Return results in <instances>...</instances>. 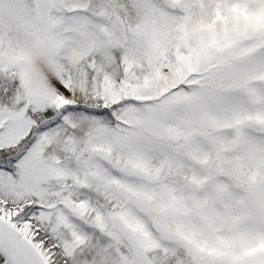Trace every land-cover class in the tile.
Returning <instances> with one entry per match:
<instances>
[{"label": "snow or ice", "instance_id": "obj_1", "mask_svg": "<svg viewBox=\"0 0 264 264\" xmlns=\"http://www.w3.org/2000/svg\"><path fill=\"white\" fill-rule=\"evenodd\" d=\"M0 264H264V0H0Z\"/></svg>", "mask_w": 264, "mask_h": 264}]
</instances>
